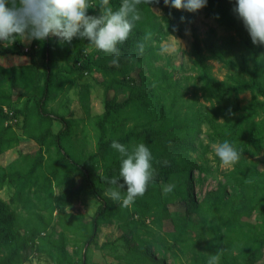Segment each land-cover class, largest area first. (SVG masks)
<instances>
[{
	"label": "trees",
	"instance_id": "1",
	"mask_svg": "<svg viewBox=\"0 0 264 264\" xmlns=\"http://www.w3.org/2000/svg\"><path fill=\"white\" fill-rule=\"evenodd\" d=\"M89 2L95 4L90 15H99L100 0ZM121 3L122 0H110L114 10ZM234 5L235 0H208L205 14L235 31L240 39L237 53L231 52L226 43L217 42L214 29L208 30L203 37L195 35L191 42L192 64L198 72L201 95L209 102L208 106L185 109L179 96L183 93L179 92L177 81L155 63L160 58V43L168 35H179L184 24L195 14L165 6L163 0L138 5L142 19L135 24L128 40L118 45V67L112 64V55L94 46L88 49V41L80 38H74V43L64 53H60V48L56 46L55 37L43 42L42 71L32 59L19 67H8L0 62V154L19 146L25 138H32L39 146L37 159H33L27 171L21 172L12 168L11 164L0 166V187L8 180L19 193L11 202L22 201L27 208L24 216L10 209L9 204L0 198V264H20L27 258L31 246L39 247L40 233L49 221H45L41 212L30 210L32 203L29 200L31 197L37 201L45 199L44 205L50 204L48 193L51 182L58 175L61 177L57 181L63 182L70 173L82 172L88 190L100 200L98 208L87 221L89 229L82 224L85 244L94 242L101 223L118 216V207L105 195L109 188L126 195V185L124 189H119L118 185L107 182L119 176L121 166L119 154L110 146L113 140L129 147L146 144L153 155L154 182L162 178L161 186L150 183L145 195L131 205L130 213L137 215V222L144 224L148 216H154L160 224L161 220L170 217L168 204L178 198L184 202L187 218L189 213H195L201 219V222L192 221V225L176 221L175 229L167 233L171 243L166 246L167 250L176 253V250L191 247L193 253L188 264H207L209 256L218 252L222 253L219 264L256 263L262 253L264 237L243 218L250 217L256 209L264 212V171L258 170L246 156L247 152L256 154L264 148V46L252 43L243 22L232 11ZM155 7L160 10L159 13L154 10ZM182 16L186 18L183 22ZM174 26L176 31H173ZM148 32L152 33V39L146 41ZM141 43L145 44L143 54L138 48ZM3 54H8V50L0 49V55ZM55 55L64 60V66L56 70ZM208 59L233 69V73L224 80H218L210 70ZM135 66H140L137 78L131 75ZM92 71L98 73L96 82L106 94L104 110L93 116L98 131L96 147L95 151L85 156L72 157L65 148L72 121L51 112L47 101L65 93L76 79ZM82 86L80 98L86 108L89 85L85 83ZM119 89L127 93L123 100L107 96L108 91ZM244 92H250L251 98L241 105L238 96ZM24 96H27L26 100L35 98L33 107L39 120L34 128L27 124L30 118L28 101L21 108L15 107V103ZM18 114L24 115L25 120L22 135L14 129ZM56 119L64 127L53 133L50 125ZM131 119L135 122L126 127L127 120ZM203 123L209 127L211 141L227 140L243 154L234 169L223 174L224 182L218 181L216 188L206 192L197 202L191 193L189 174L193 168L200 167L190 158V152L195 149L194 139L201 133L200 125ZM43 147H54L57 157L52 162L50 175L33 179L41 165ZM164 161L168 162L167 166ZM119 182L123 183V178ZM167 184H175V188L165 195L163 187ZM228 189L232 192L228 193ZM77 191L64 190L53 200L61 205L69 204ZM232 195H238V203L234 207H231ZM128 213L127 207L123 208L122 215ZM80 217L83 218L82 215ZM190 230L194 231L193 236L189 235ZM261 231L264 232V213ZM66 241L67 236L62 231L57 239L50 242L55 252V255L51 253L55 264H84L86 255L74 259L66 248Z\"/></svg>",
	"mask_w": 264,
	"mask_h": 264
},
{
	"label": "rangeland",
	"instance_id": "2",
	"mask_svg": "<svg viewBox=\"0 0 264 264\" xmlns=\"http://www.w3.org/2000/svg\"><path fill=\"white\" fill-rule=\"evenodd\" d=\"M90 8L88 14L93 11ZM156 12H160L158 8H154ZM205 8L195 12L194 16L188 20L179 35H168L161 43H173L176 47V52L173 55L161 54L160 58L155 62L156 65L161 66L165 71L169 72L177 81L179 92H182L180 99L184 108L189 110L200 105L208 106L209 102L204 100L201 95V81L198 79V72L192 64V57L190 55V47L193 37L195 35L203 37L208 30L214 29L215 38L218 43H226L231 48V52L237 53L239 50V36L234 30L228 29L219 24V22L211 16L205 14ZM186 29L190 30V35H186ZM233 37V38H232ZM83 40V39H81ZM56 46L60 48V53H64L67 47L71 45L61 46L57 39ZM43 47L44 44L40 41H32L31 44L21 43L19 40L10 47H3L0 49H7L8 54L0 55V62L6 66L14 65L19 67L23 63H28L31 59L38 65L39 69L43 70ZM87 42V48H91ZM27 49V50H26ZM207 63L210 66L212 74L218 80H224L228 74L233 73L230 69L220 62L208 59ZM138 65V64H137ZM64 66V60L60 55L54 57V70ZM140 66H135L131 75L137 78V72ZM145 70V67H142ZM99 78L95 71L85 73L81 78L76 79L75 83L65 92L60 93L55 99L47 101V108L56 114H59L66 119L72 121V128L69 138L65 141V148L72 157H82L95 151L98 131L94 126L93 119L95 114H100L104 110V103L106 94L102 87H100L96 78ZM43 81L40 82V84ZM88 84V100L86 108L82 105L80 92L83 89V84ZM127 93L125 90L119 89L115 92L108 91L107 96H115L117 100H123ZM27 96L22 97L20 101L15 103V107L21 108L25 101H28V109L30 118L27 119V124L35 127L39 117L36 116L37 111L33 107V100H26ZM251 98L250 92H244L238 96L241 105L246 104ZM28 115V114H27ZM134 116L133 113L129 114ZM18 123L14 126L15 131L22 135V125L25 123L24 115H17ZM134 120H127L126 127L132 126ZM51 130L57 133L63 129V124L58 120H52ZM201 133L194 139V151L190 152V158L195 161L198 167L193 168L189 174V183L191 186V193L197 202H200L206 192L214 190L217 182H224L223 174L226 171H231V168L222 166L221 161L216 157L213 149L214 144L222 143L221 141H211L208 137L209 127L203 123L200 125ZM39 153V146L32 138H25L19 146L12 147L0 154V166L7 167L9 164L12 168L19 169L21 172L27 171L31 166L33 159H37ZM42 161L39 168H37V175L33 176L37 179H42L44 174L50 175V169L54 158L57 157L54 147L49 149L42 148ZM246 156L260 171H264V148L256 154L247 152ZM100 173V171H99ZM61 174V173H60ZM61 177L53 178L51 182V189L48 193V200L50 204L44 205L45 199L37 201L31 197L29 200L31 206L30 210H36L42 213L45 221H49L46 229L40 233L39 247L31 246L28 249V255L25 261L20 264H55L51 253L55 255L54 249L50 242L58 238L60 232H64L67 236L66 248L74 259H80L86 255V262L84 264H188L189 257L193 250L191 247L185 250H176L172 253L166 249L170 243L167 236L168 232L175 229L176 221L178 223H186L192 225V221L201 222L200 217L195 213H189L187 218L186 207L180 198L168 204L170 217L164 218L160 224L154 220V216H148L144 224L137 222L138 217L132 214V208L127 207L129 213L126 216L122 215V210L119 203H114L118 207L116 215L112 217L109 222L101 223L98 233L93 243L85 244L86 237L82 230V224L88 226L87 222L94 214L100 204V200L95 197L89 190L82 172L75 171L70 173L67 180L58 182ZM184 179L181 178L182 181ZM162 178L154 182L155 186H161ZM184 183V182H183ZM96 184L98 182L96 181ZM150 185V184H149ZM78 190L71 200V203L61 205L54 201V197L59 196L64 190ZM232 191L228 189V193ZM16 188L5 180L2 187H0V198L9 204L10 209L16 212H21L24 216L27 208L23 206L22 201L11 199L18 195ZM238 195L231 198V207L238 203ZM35 204V206L33 205ZM263 211L256 209L252 215L243 218L251 222L255 229L260 231L264 237V232L261 231L263 223ZM82 215L83 218L80 217ZM132 215V218H131ZM43 224V223H42ZM189 235L193 236L194 231L190 230ZM176 245V244H175ZM177 248V246H175ZM151 258L153 261H149ZM255 264H264V246L260 258Z\"/></svg>",
	"mask_w": 264,
	"mask_h": 264
},
{
	"label": "clouds",
	"instance_id": "3",
	"mask_svg": "<svg viewBox=\"0 0 264 264\" xmlns=\"http://www.w3.org/2000/svg\"><path fill=\"white\" fill-rule=\"evenodd\" d=\"M163 2L165 6L195 13L206 7L208 0ZM141 3L150 5L159 3V0H122L117 10L110 6V0H100L99 15L88 14V10L93 8L89 0H0V45L10 47L18 40L25 44L34 40L43 43L55 37L64 46L71 45L74 38L86 39L96 49L112 55V64L118 67V45L128 40L135 24L141 21L142 13L138 9ZM232 11L243 22L252 43L264 46V0H235ZM185 19L181 17L182 22ZM176 30L174 26L173 31ZM185 34L190 35V30L186 29ZM151 39L152 33H146L145 40ZM138 48L143 54L145 44H139ZM160 52L173 55L176 47L168 42L161 46ZM110 146L119 154L121 166L119 176L107 182L118 185L119 189L126 185V195L115 188H109L105 195L121 207H130L145 195L149 184L155 180L153 155L144 143L129 147L113 140ZM212 147L225 168L235 166L243 154L227 140ZM164 164L167 166L168 162L164 161ZM121 178L123 183L119 182ZM174 188L175 184H167L163 193L167 195ZM221 255V252L210 255L207 264H219Z\"/></svg>",
	"mask_w": 264,
	"mask_h": 264
},
{
	"label": "built area",
	"instance_id": "4",
	"mask_svg": "<svg viewBox=\"0 0 264 264\" xmlns=\"http://www.w3.org/2000/svg\"><path fill=\"white\" fill-rule=\"evenodd\" d=\"M27 50V49H26Z\"/></svg>",
	"mask_w": 264,
	"mask_h": 264
}]
</instances>
